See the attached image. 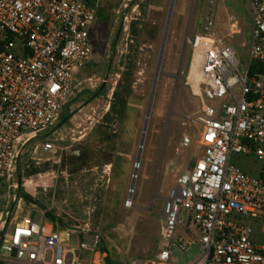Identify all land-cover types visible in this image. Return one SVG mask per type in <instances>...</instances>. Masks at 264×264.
<instances>
[{"label": "built area", "instance_id": "1", "mask_svg": "<svg viewBox=\"0 0 264 264\" xmlns=\"http://www.w3.org/2000/svg\"><path fill=\"white\" fill-rule=\"evenodd\" d=\"M248 1L253 28L244 69L235 47L215 33L213 12L187 39L192 54L186 84L201 105L183 117L180 147L197 146L201 154L164 198L152 264H171L178 225L192 233V223L200 237L178 240L182 250L200 244L191 264H264V0ZM102 7L103 0H0V188L12 178L26 144L52 128L80 90ZM230 31L237 33L238 24ZM197 51L202 60L195 91L188 77ZM44 148L54 145L47 141ZM235 153L257 156L260 173L234 164ZM4 216L0 211V263L107 264L104 234L90 223L31 216L7 223ZM261 236L263 242L256 239ZM127 264L147 262L132 257Z\"/></svg>", "mask_w": 264, "mask_h": 264}, {"label": "rangeland", "instance_id": "2", "mask_svg": "<svg viewBox=\"0 0 264 264\" xmlns=\"http://www.w3.org/2000/svg\"><path fill=\"white\" fill-rule=\"evenodd\" d=\"M212 12L214 31L235 47L244 69L253 28L248 0H103L93 58L63 110L69 117L26 144L12 178L1 181L4 220L15 215L21 201L23 215L35 221L99 228L107 264H127L132 257L152 264L160 248L164 198L201 154L197 146L180 147L181 121L201 105L186 84L192 54L187 39ZM232 20L240 32L231 34ZM47 141L52 150L44 148ZM232 162L252 175L263 166L255 155L235 153ZM131 195L133 204H126ZM187 215L184 211L188 222ZM190 229L178 225L171 264H191L200 254L198 242L188 250L178 246L187 234L200 237L193 223ZM62 238L68 241L64 232ZM70 241L76 244L75 234Z\"/></svg>", "mask_w": 264, "mask_h": 264}, {"label": "bare ground", "instance_id": "3", "mask_svg": "<svg viewBox=\"0 0 264 264\" xmlns=\"http://www.w3.org/2000/svg\"><path fill=\"white\" fill-rule=\"evenodd\" d=\"M201 60H202V56L200 53H198V51L195 53V57H194V62H193V65H192V68H191V72H190V75L188 77L189 81L193 83V86H194V89L195 91H198V87H197V81L199 80V68H200V65H201ZM146 132H144L145 134ZM142 148V146H141ZM138 163L136 164V167H138ZM30 183V182H29ZM130 204H132L130 202Z\"/></svg>", "mask_w": 264, "mask_h": 264}, {"label": "water", "instance_id": "4", "mask_svg": "<svg viewBox=\"0 0 264 264\" xmlns=\"http://www.w3.org/2000/svg\"><path fill=\"white\" fill-rule=\"evenodd\" d=\"M171 9H172V7H171ZM169 22H170V13H169V17H168V21H167V25H166V30L169 27ZM166 38H167V31L164 34V39H163V42H162V49H161L160 58L162 57V54H163V49H164L165 44H166ZM160 73H161V71L159 70L157 75H159ZM152 101H153V95L151 97V102H150L149 109H148L147 116H146V123H145V127H144V132H146V129H147V122H148V119L150 117ZM138 158H140V153H139V157ZM49 230H50V226H49Z\"/></svg>", "mask_w": 264, "mask_h": 264}, {"label": "crops", "instance_id": "5", "mask_svg": "<svg viewBox=\"0 0 264 264\" xmlns=\"http://www.w3.org/2000/svg\"><path fill=\"white\" fill-rule=\"evenodd\" d=\"M233 22H235V23L238 24V29H239L238 32H240V25H239V22H238L237 20H232V21H231V24H232ZM231 24H230V28H231ZM238 32H237V33H238ZM215 33H216V32H215ZM20 211H22V213H21ZM22 216H28V215H23V208H22L21 201H20V203H19V205H18V207H17V210H16V212H15V215H14L13 217H11L10 219L6 220V221H7V223H11V222L13 223V222L17 221L19 218H21Z\"/></svg>", "mask_w": 264, "mask_h": 264}, {"label": "trees", "instance_id": "6", "mask_svg": "<svg viewBox=\"0 0 264 264\" xmlns=\"http://www.w3.org/2000/svg\"><path fill=\"white\" fill-rule=\"evenodd\" d=\"M253 69L257 70L256 66H255ZM62 117H63V118H68L69 116H64V115L62 114ZM27 197H28V199L31 200L33 203L39 204L38 201H37V200H36L31 194H27ZM47 214L50 215L52 218H55V216H54L53 214L48 213V212H47ZM0 264H1V263H0Z\"/></svg>", "mask_w": 264, "mask_h": 264}, {"label": "flooded vegetation", "instance_id": "7", "mask_svg": "<svg viewBox=\"0 0 264 264\" xmlns=\"http://www.w3.org/2000/svg\"><path fill=\"white\" fill-rule=\"evenodd\" d=\"M99 90H101V88Z\"/></svg>", "mask_w": 264, "mask_h": 264}]
</instances>
